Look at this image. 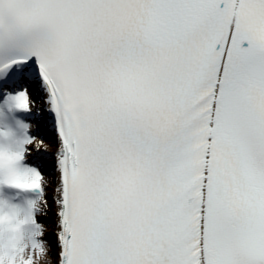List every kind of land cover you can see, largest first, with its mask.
<instances>
[{"label": "snow or ice", "instance_id": "obj_1", "mask_svg": "<svg viewBox=\"0 0 264 264\" xmlns=\"http://www.w3.org/2000/svg\"><path fill=\"white\" fill-rule=\"evenodd\" d=\"M45 257L264 264V0H0V264Z\"/></svg>", "mask_w": 264, "mask_h": 264}, {"label": "bare ground", "instance_id": "obj_2", "mask_svg": "<svg viewBox=\"0 0 264 264\" xmlns=\"http://www.w3.org/2000/svg\"><path fill=\"white\" fill-rule=\"evenodd\" d=\"M52 249H53V247H52ZM54 250H55V248H54ZM46 258H47V257H46ZM46 258H44V261H47ZM44 261L42 260V261H41V264H45Z\"/></svg>", "mask_w": 264, "mask_h": 264}]
</instances>
